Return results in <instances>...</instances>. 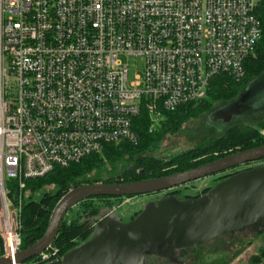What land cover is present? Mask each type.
<instances>
[{"label":"built area","instance_id":"built-area-1","mask_svg":"<svg viewBox=\"0 0 264 264\" xmlns=\"http://www.w3.org/2000/svg\"><path fill=\"white\" fill-rule=\"evenodd\" d=\"M260 10L264 0H0L1 256L27 262L14 261L25 180L136 142L141 110L155 122L215 75L241 78ZM119 54L143 59L131 81ZM35 257L60 256L50 245Z\"/></svg>","mask_w":264,"mask_h":264},{"label":"water","instance_id":"water-1","mask_svg":"<svg viewBox=\"0 0 264 264\" xmlns=\"http://www.w3.org/2000/svg\"><path fill=\"white\" fill-rule=\"evenodd\" d=\"M264 88V72L251 80L231 102L237 112L253 107ZM259 90V95L255 91ZM264 159V144L235 151L184 171L124 183H92L71 187L54 205L42 235L14 255L23 263L49 249L68 209L96 196H133L169 190L206 176ZM102 230L44 264H143L146 256L171 259L175 250L203 243L245 228L264 227V163L238 170L196 198L169 194L147 202L132 219L103 220ZM0 255V264H9Z\"/></svg>","mask_w":264,"mask_h":264},{"label":"trees","instance_id":"trees-1","mask_svg":"<svg viewBox=\"0 0 264 264\" xmlns=\"http://www.w3.org/2000/svg\"><path fill=\"white\" fill-rule=\"evenodd\" d=\"M258 15L261 28L260 37L252 52L242 62L243 76L241 78L236 79L227 73L215 75L210 79L201 99L181 104L173 110H161L160 118L155 122H151L146 112L141 110L137 116L132 118L131 123L137 137L136 142L122 140L118 143L107 144L100 152L86 155L65 167L56 166L42 176L25 180L24 188L20 190V249L28 247L42 235L57 200L71 187L100 182L124 183L169 175L213 161L235 151L264 144L263 116L255 125H231L218 137L211 138L205 143L178 154L163 157L149 153L166 134L171 135L178 132L186 120L209 111L217 104L233 101L251 80L264 72V12L260 10ZM114 170H117L116 174ZM6 186L9 190L8 195L11 198H17L19 191L15 180L7 181ZM209 189L210 187H206L195 195L180 196L177 191L172 194L179 199L196 198ZM36 195L39 197L36 198ZM121 197L131 196H96L78 202L77 204H81L83 209L70 223L62 219L58 232L50 245L57 249L59 256H62L98 234L102 226L96 229L92 224V219L109 204L94 206L90 205L89 201L95 198L106 201ZM138 213L139 211L130 219ZM205 243L175 250L171 259L146 256L143 264H197L195 258H192L193 253H196V257L199 252L205 255L208 252ZM192 248H197V250L193 252ZM176 252L179 258L186 256L190 260L176 259ZM1 253L2 241L0 239V255ZM201 255L199 259L202 261ZM261 255L264 257V251ZM259 258L260 256H253L252 263L264 264V262L260 263ZM36 260V257H33L26 264H44ZM201 263L211 264L205 261Z\"/></svg>","mask_w":264,"mask_h":264},{"label":"rangeland","instance_id":"rangeland-1","mask_svg":"<svg viewBox=\"0 0 264 264\" xmlns=\"http://www.w3.org/2000/svg\"><path fill=\"white\" fill-rule=\"evenodd\" d=\"M259 1L260 0H254L255 4ZM118 59L127 65L129 81L133 80L135 75L141 73L143 67L142 58L119 54ZM260 92L261 97H259L256 103H253L254 108L259 107L262 102H264V88ZM256 94L257 96L259 95V90L255 91V95ZM237 111L238 109L230 107L229 103L217 104L209 111L195 118L186 120L178 132L171 135L166 134L149 153L163 157L178 154L187 149L196 147L201 143H205L211 138L218 137L231 125H255L256 122L264 116V110L258 112L249 109L245 112ZM260 163L264 162H252V164H247L239 168L228 169L158 193L133 195L131 197H121L106 201L104 199L95 198L89 201L90 205L104 206L106 203L109 205L104 207L99 214L92 219V224H94L96 229H99L102 226L103 220L126 222L130 220L131 216L135 215L136 212H140L143 206L149 201H157L175 191L179 192L180 196L199 194L204 188L212 187L218 181L226 178V176L228 177L238 170ZM116 171L117 170H114V174H116ZM35 197L38 198L39 195ZM82 209L83 206L81 204H75L71 209L67 210L63 219L66 223H70L71 220L78 216ZM205 245V248H208L206 250L208 252L205 255H201L199 252L198 257H196V253H193L194 256H192V258H195L197 264H202V261L211 262V264H253L251 261L253 260V256H260V263L264 262V257L261 255L264 251V229L255 230L245 228L240 231L215 237L212 240L206 241ZM191 250L194 252L197 248H192ZM200 255L202 261L199 259ZM175 257L181 261L190 260V258L186 256L179 258L177 252L175 253Z\"/></svg>","mask_w":264,"mask_h":264},{"label":"flooded vegetation","instance_id":"flooded-vegetation-1","mask_svg":"<svg viewBox=\"0 0 264 264\" xmlns=\"http://www.w3.org/2000/svg\"><path fill=\"white\" fill-rule=\"evenodd\" d=\"M255 162H264V159H261V160H258V161H255ZM247 164H252V162L251 163H246V164H244V165H240V166H238V167H234V168H239V167H241V166H245V165H247ZM232 169V168H231ZM228 170V169H227ZM211 188V187H210ZM156 193H158V192H156ZM207 193V192H206ZM205 194V193H204ZM203 195V194H202ZM261 229H264V227L263 228H259L258 230H261Z\"/></svg>","mask_w":264,"mask_h":264}]
</instances>
